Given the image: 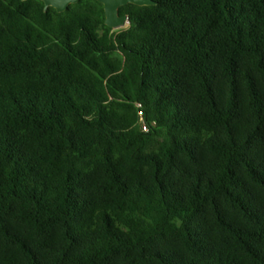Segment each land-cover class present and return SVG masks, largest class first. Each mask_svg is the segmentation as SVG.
<instances>
[{
	"label": "trees",
	"instance_id": "trees-1",
	"mask_svg": "<svg viewBox=\"0 0 264 264\" xmlns=\"http://www.w3.org/2000/svg\"><path fill=\"white\" fill-rule=\"evenodd\" d=\"M153 2L0 0V264H264V0Z\"/></svg>",
	"mask_w": 264,
	"mask_h": 264
},
{
	"label": "water",
	"instance_id": "water-1",
	"mask_svg": "<svg viewBox=\"0 0 264 264\" xmlns=\"http://www.w3.org/2000/svg\"><path fill=\"white\" fill-rule=\"evenodd\" d=\"M28 1V0H23ZM45 3L46 8L54 7L58 10V13L62 14L68 11L71 5L77 4L80 0H41ZM102 3L105 7L106 13V26L113 29L124 28L129 24V16L120 15V8L126 5L136 6H154L153 0H97ZM127 21V24H126Z\"/></svg>",
	"mask_w": 264,
	"mask_h": 264
},
{
	"label": "clouds",
	"instance_id": "clouds-1",
	"mask_svg": "<svg viewBox=\"0 0 264 264\" xmlns=\"http://www.w3.org/2000/svg\"><path fill=\"white\" fill-rule=\"evenodd\" d=\"M126 24H127V21H126Z\"/></svg>",
	"mask_w": 264,
	"mask_h": 264
},
{
	"label": "rangeland",
	"instance_id": "rangeland-1",
	"mask_svg": "<svg viewBox=\"0 0 264 264\" xmlns=\"http://www.w3.org/2000/svg\"><path fill=\"white\" fill-rule=\"evenodd\" d=\"M126 26H127V25H126ZM126 26H125V27H126Z\"/></svg>",
	"mask_w": 264,
	"mask_h": 264
}]
</instances>
